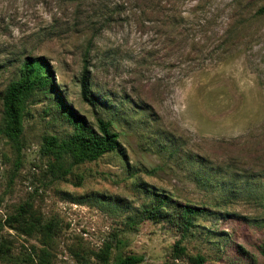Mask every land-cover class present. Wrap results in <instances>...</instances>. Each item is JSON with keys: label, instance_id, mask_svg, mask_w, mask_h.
I'll return each instance as SVG.
<instances>
[{"label": "rangeland", "instance_id": "374dc122", "mask_svg": "<svg viewBox=\"0 0 264 264\" xmlns=\"http://www.w3.org/2000/svg\"><path fill=\"white\" fill-rule=\"evenodd\" d=\"M230 1L0 0V95L24 57H42L64 103L93 128L108 122L120 143L56 177L42 139L71 128L53 96L33 97L21 153L0 137V264H37L39 242L2 223L25 202L55 225L50 264H117L131 254L141 264H194L196 255L263 264L264 17L246 14L264 0ZM118 3L122 12L94 35L86 16ZM226 26L232 41L222 52ZM84 66L91 102L80 95ZM156 194L202 209L181 256L168 222L140 218Z\"/></svg>", "mask_w": 264, "mask_h": 264}, {"label": "trees", "instance_id": "16d2710c", "mask_svg": "<svg viewBox=\"0 0 264 264\" xmlns=\"http://www.w3.org/2000/svg\"><path fill=\"white\" fill-rule=\"evenodd\" d=\"M230 2L239 5L241 0H231ZM192 6L194 10L198 7L197 3ZM99 8L98 18H94L95 14H90L86 16L85 20L94 35L107 28L112 23L113 17L119 16L123 9L120 3L114 4L110 10H106V7L103 6ZM173 12L178 17L183 14L181 7L178 10L174 9ZM252 17H264V1L255 4L251 11L246 14V19ZM179 18L181 19V17ZM226 29V37L217 43L218 49L222 52L227 42L232 41L228 38L230 37V29L233 28L226 26ZM86 61V58H83L84 64H88ZM20 62V74L7 83L0 95V102L2 103L0 137L11 144L16 155L20 154L23 148V117L27 113V106L37 94L44 97L53 96V102H55L61 118L71 128L69 134L63 138L47 135L42 139L41 151L51 156L52 161L48 166L51 173H55L56 177L69 174L73 166L95 160L102 155L120 149L118 135L110 130L108 122L96 118V128H93L72 107L64 103L59 89L52 81L48 63L44 58L26 56ZM79 86L81 98L91 102L92 96L88 93V68L86 66L83 67L80 75ZM139 212L141 219L155 222L163 220L177 231L179 238L173 244V255L178 257L183 254V247L179 246L180 241L188 235L193 227V218L202 214V209L180 203L167 194H156L150 202L141 205ZM127 221L136 223L131 217H128ZM2 223L4 226L17 231L19 235L38 241L42 247L35 253L36 263L50 264L48 257L50 255L49 245L55 228L53 223H40L39 218L34 215L31 206L26 202L18 203ZM108 251L109 246L104 245L100 256L106 257ZM257 251L264 264V236L257 245ZM190 260L194 264L203 263L199 255ZM116 262L117 264H141L142 258L139 255L131 254L124 258H118Z\"/></svg>", "mask_w": 264, "mask_h": 264}]
</instances>
